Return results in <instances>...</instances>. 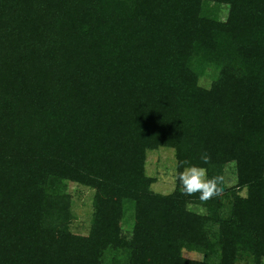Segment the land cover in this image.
Returning a JSON list of instances; mask_svg holds the SVG:
<instances>
[{
  "label": "trees",
  "instance_id": "obj_1",
  "mask_svg": "<svg viewBox=\"0 0 264 264\" xmlns=\"http://www.w3.org/2000/svg\"><path fill=\"white\" fill-rule=\"evenodd\" d=\"M159 148L223 197L154 192ZM0 264H264V0H0Z\"/></svg>",
  "mask_w": 264,
  "mask_h": 264
},
{
  "label": "rangeland",
  "instance_id": "obj_2",
  "mask_svg": "<svg viewBox=\"0 0 264 264\" xmlns=\"http://www.w3.org/2000/svg\"><path fill=\"white\" fill-rule=\"evenodd\" d=\"M205 80H202V84ZM207 85V84H206ZM174 153L172 149L159 148L147 152L145 173L156 181L152 185V190L160 194H168L174 188ZM232 177L228 174L227 181ZM67 192L71 196L72 222L70 230L73 234L84 236L88 234L90 228V218L92 213L93 191L72 183L67 184ZM183 256L189 259H199L195 253L183 252Z\"/></svg>",
  "mask_w": 264,
  "mask_h": 264
},
{
  "label": "clouds",
  "instance_id": "obj_3",
  "mask_svg": "<svg viewBox=\"0 0 264 264\" xmlns=\"http://www.w3.org/2000/svg\"><path fill=\"white\" fill-rule=\"evenodd\" d=\"M200 161L204 165H208L211 162V156L206 151L200 155ZM182 165V171H178L175 175L181 186L182 193L185 196H194L199 194L198 199L201 205H206L213 199H218L224 195V182L223 175L217 174L209 177L208 168L199 166L196 164H190L189 161H178L177 168Z\"/></svg>",
  "mask_w": 264,
  "mask_h": 264
}]
</instances>
